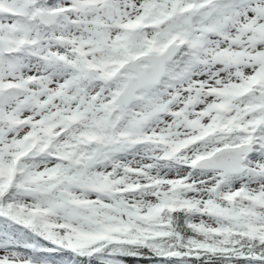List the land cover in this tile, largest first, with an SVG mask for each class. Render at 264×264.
<instances>
[{
    "label": "snow or ice",
    "instance_id": "snow-or-ice-1",
    "mask_svg": "<svg viewBox=\"0 0 264 264\" xmlns=\"http://www.w3.org/2000/svg\"><path fill=\"white\" fill-rule=\"evenodd\" d=\"M0 264H264V0H0Z\"/></svg>",
    "mask_w": 264,
    "mask_h": 264
}]
</instances>
